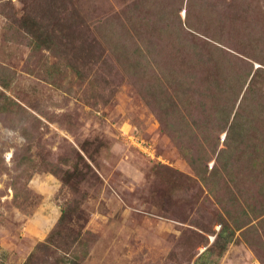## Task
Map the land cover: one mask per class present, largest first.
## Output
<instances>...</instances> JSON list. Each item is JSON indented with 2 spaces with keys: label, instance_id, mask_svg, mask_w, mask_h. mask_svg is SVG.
I'll use <instances>...</instances> for the list:
<instances>
[{
  "label": "rangeland",
  "instance_id": "obj_1",
  "mask_svg": "<svg viewBox=\"0 0 264 264\" xmlns=\"http://www.w3.org/2000/svg\"><path fill=\"white\" fill-rule=\"evenodd\" d=\"M0 264H264V0H0Z\"/></svg>",
  "mask_w": 264,
  "mask_h": 264
},
{
  "label": "trees",
  "instance_id": "obj_2",
  "mask_svg": "<svg viewBox=\"0 0 264 264\" xmlns=\"http://www.w3.org/2000/svg\"><path fill=\"white\" fill-rule=\"evenodd\" d=\"M226 113H227V111H224V116L226 115ZM228 114H230V113L228 112ZM235 116H236V115L233 116V118H232L233 120H234V118H236ZM222 120H225V119H222ZM224 124H225V123H224ZM231 125H233V124H230V126H231ZM237 125L239 126L238 123H237ZM170 126H171L172 131H173L175 128L173 127V125H170ZM230 128H231V127H230ZM244 129H245V128H244ZM244 129H243V131H245ZM231 130H233V129H232V128H231L230 130L228 129V130H227V131H228L227 133H229V131H231ZM229 134H230V133H229ZM239 135H240V134H239ZM239 135H238V136H239ZM228 136H229V135H228ZM228 136L225 135V138H227V139H226V143H228V142H227V141H228V138H230V137H228ZM225 138H224V142H225ZM224 142H223V143H224ZM212 151H213V153L215 152V147L212 149ZM220 153H222V151H221ZM229 153H231V152H229Z\"/></svg>",
  "mask_w": 264,
  "mask_h": 264
}]
</instances>
